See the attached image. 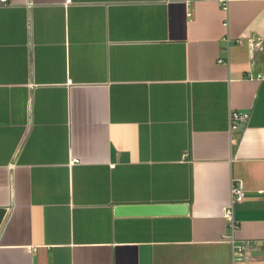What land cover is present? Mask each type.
<instances>
[{"label":"crops","instance_id":"crops-1","mask_svg":"<svg viewBox=\"0 0 264 264\" xmlns=\"http://www.w3.org/2000/svg\"><path fill=\"white\" fill-rule=\"evenodd\" d=\"M0 264H264V0L0 5Z\"/></svg>","mask_w":264,"mask_h":264},{"label":"built area","instance_id":"built-area-1","mask_svg":"<svg viewBox=\"0 0 264 264\" xmlns=\"http://www.w3.org/2000/svg\"><path fill=\"white\" fill-rule=\"evenodd\" d=\"M72 0H66V2H71ZM10 0H0V5L9 3ZM222 5L226 9L228 8V0H222ZM190 13V12H189ZM224 24H228V20L224 21ZM242 42V39L239 40ZM223 60V59H221ZM250 117V112L247 110H232L230 112V125L231 128H237L238 126L245 124ZM73 161H77V159H73ZM246 195V186L243 180L238 179L234 180L233 188H232V199L231 201L225 206L224 209V217L229 221L230 233L227 234L229 240L234 244V256L236 258H242L245 244L236 243L238 239L236 238V232L239 228L238 220L235 217L234 209L235 204L237 202H241L244 200Z\"/></svg>","mask_w":264,"mask_h":264},{"label":"water","instance_id":"water-1","mask_svg":"<svg viewBox=\"0 0 264 264\" xmlns=\"http://www.w3.org/2000/svg\"><path fill=\"white\" fill-rule=\"evenodd\" d=\"M185 202L122 203L115 207L117 215H173L188 212Z\"/></svg>","mask_w":264,"mask_h":264}]
</instances>
